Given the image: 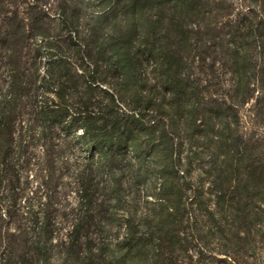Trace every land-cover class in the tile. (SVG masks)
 Here are the masks:
<instances>
[{"label": "trees", "instance_id": "16d2710c", "mask_svg": "<svg viewBox=\"0 0 264 264\" xmlns=\"http://www.w3.org/2000/svg\"><path fill=\"white\" fill-rule=\"evenodd\" d=\"M83 1L0 0V186L24 112L44 132L74 136L87 155L63 240L73 246L94 209L96 173L118 208L124 163L135 179L146 154L158 170L157 213L146 212L145 230L127 215L120 245L139 264H180L181 223L219 217L234 231L233 217L250 211L252 181L264 182L239 114L252 100L264 111V0H241L227 21L218 0H86L85 11ZM216 63L229 83L220 99L195 72L213 75ZM48 227L43 217L34 232Z\"/></svg>", "mask_w": 264, "mask_h": 264}, {"label": "rangeland", "instance_id": "374dc122", "mask_svg": "<svg viewBox=\"0 0 264 264\" xmlns=\"http://www.w3.org/2000/svg\"><path fill=\"white\" fill-rule=\"evenodd\" d=\"M218 1L222 2L223 21L228 16L233 19L246 5L241 0ZM203 51L200 52L206 59ZM44 56L40 73L46 66ZM32 58L31 53L25 56L29 63ZM206 63H212V59H206ZM219 66L216 63L215 73L222 77ZM195 72L203 84L207 78L214 99L225 95L228 76L222 77L220 84L219 77L215 73L208 75L207 69L198 68ZM239 114L240 133L251 143L254 167L260 171V166L264 169V111L255 107L252 100L239 109ZM14 137L16 155L0 186V264H139V255L134 260L126 257L120 241L127 215L132 214L139 229L145 230L146 212L157 213L154 198L158 196L159 182L155 161L144 154V163L135 179L130 175L131 163H124L127 169L122 207L118 208L106 188V177L96 173L99 185L93 197L94 209L89 211L81 243L71 246L63 240L75 221L71 210L78 205L76 174L85 165L87 151L77 144L74 136L64 137L56 130L42 131L26 112L16 121ZM127 156L132 157L131 152ZM197 174L193 172L192 177ZM252 183L250 211L233 217L234 231L230 226L220 225L219 217H201L197 223L184 221L177 227L183 239L174 247L180 264H264V182L258 185L255 179ZM43 217L50 232L35 234L36 222Z\"/></svg>", "mask_w": 264, "mask_h": 264}]
</instances>
